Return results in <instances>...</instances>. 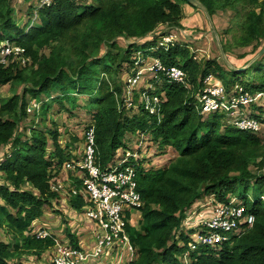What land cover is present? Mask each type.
I'll return each mask as SVG.
<instances>
[{
	"label": "trees",
	"instance_id": "obj_1",
	"mask_svg": "<svg viewBox=\"0 0 264 264\" xmlns=\"http://www.w3.org/2000/svg\"><path fill=\"white\" fill-rule=\"evenodd\" d=\"M88 1L82 0L83 5L79 0H53L45 7L34 3L28 15L36 13L37 21L20 24L13 0H0V44L7 40L21 48L6 61L0 58V89L10 84L13 94L0 103V229L8 237L7 241L0 238V264L52 261L55 239L36 234L38 226L50 231L53 217L61 211L54 200L60 204L63 200L52 185L58 176H66L68 162L74 164V172L85 174L74 163L72 145L62 144L57 123L49 119L54 102L59 113L76 109L91 113L86 129L95 125L96 158L102 170L128 150L139 153L136 182L143 204L141 218L127 226L135 250L130 264H187L183 256L189 264H264V119L262 130L253 133L230 125L223 114H203L197 107L209 75L215 79L213 84L226 85L230 91L240 83L252 94L264 93V53L254 60L264 48V0H199L203 7L188 0ZM192 9L202 12L207 21L214 22L222 11L229 12L233 22L236 19L243 33L233 44L221 42L226 54L229 48H248L235 55V61L244 64L230 68L220 46L222 63L177 40L174 45L160 46L158 30L166 25L182 26ZM140 52L161 59L167 67L179 66L188 75L184 85L164 84L158 94L161 120L138 100L143 79L152 73H144L133 90L138 94L136 107L125 104ZM153 60L146 59L143 65ZM247 65L246 71L252 74L248 81L229 76L230 70L236 73ZM32 101L41 105L44 127L29 128L27 135L23 125ZM137 107L140 114L126 115V108ZM253 115L258 113L249 117ZM144 133L145 146L141 147ZM150 157L156 165L148 168ZM82 178H76L77 189L83 187ZM72 194V209L80 213L88 208L84 194ZM209 198L214 207L237 198L255 215V221L231 242L193 249L197 234L185 219ZM210 215L201 210L195 219ZM194 225L206 230L201 224ZM67 235L73 246L85 249L71 229Z\"/></svg>",
	"mask_w": 264,
	"mask_h": 264
},
{
	"label": "built area",
	"instance_id": "obj_2",
	"mask_svg": "<svg viewBox=\"0 0 264 264\" xmlns=\"http://www.w3.org/2000/svg\"><path fill=\"white\" fill-rule=\"evenodd\" d=\"M79 1H81V4L86 5V2ZM88 2L90 3L91 1ZM52 3L53 0H39L37 5L45 7ZM177 38L173 36L167 39L164 36L160 46L174 45L177 43ZM10 45H12L10 41L0 44V58L2 61H6L13 52L19 53L21 51L20 47L14 46L15 49H12ZM140 54L149 59L148 54L143 52H140ZM145 62L144 58L137 60L139 68L136 74L129 79L128 93H131L133 87L135 88L142 81L144 73L147 72L153 75H162L167 80V83L183 85L186 83L188 75L179 66L167 67L159 58H154L148 65H143ZM213 80L215 79L212 75L207 76L205 81L207 86L203 87L201 94L198 95L197 101L200 103H198L197 107L203 114L215 113L222 109H238L242 105L247 106L264 96L263 92H259L253 94V96L243 95L236 100L235 98L242 92V89L237 87V89L230 91L231 93L227 95L228 98L234 99V105L229 104L228 106L226 101H223L226 98L222 88L223 85L213 84ZM146 83L147 80H144V84ZM130 88L131 90H129ZM152 90L153 87L148 88L143 94L142 100L150 114L158 116L161 120L160 96ZM232 93L236 94V96H231ZM249 120H252L249 126L241 123L240 128L249 129L255 131V133L262 130L260 121ZM144 139L145 133L140 136L139 146H145ZM96 147L95 125L89 124L82 149L83 159H80L81 162L78 160L74 163L81 166L85 174L87 173V175L83 173L82 176L84 178V189L88 194H84V196L89 203L86 217L94 221L97 227L94 235V246L89 250L79 249L73 246L72 241L65 239V236L62 239V237L60 238L57 235L55 237L52 231L39 230L41 232L37 233L38 236L53 237L56 241L52 251L51 264H85L89 260L99 261L105 255H114L115 253L119 256V262L130 263L134 259L135 250L127 233V226L128 224L133 225L134 221H138L142 215L139 209L143 204L142 195L136 182L138 163L135 162L139 153L128 150L113 166L107 170H102L96 158ZM261 199L264 200V196ZM238 200L235 198L229 204L218 205L220 209L214 216L198 218L200 219L199 222L198 219H195V223L203 225L206 230L203 232V229H195L197 237L196 242L191 245L193 249L218 245L224 241L231 242L237 235L245 233L253 225L255 215L247 212L246 208ZM196 214L197 212L194 213L193 211L192 215L189 214V216L196 217ZM188 219L189 217L185 220ZM185 223L189 226L193 225L192 222L188 223L185 221Z\"/></svg>",
	"mask_w": 264,
	"mask_h": 264
},
{
	"label": "rangeland",
	"instance_id": "obj_3",
	"mask_svg": "<svg viewBox=\"0 0 264 264\" xmlns=\"http://www.w3.org/2000/svg\"><path fill=\"white\" fill-rule=\"evenodd\" d=\"M29 1L30 2H28L26 0H21V1L20 0H13L14 7L16 10L15 18L20 24H23V22L28 23L31 20L36 21V14L33 13V16L31 17L30 15H28V10L32 4H34V3L38 4L39 0H29ZM90 1L94 2L96 0H90ZM185 7H187V4H185ZM188 14H190L189 17H188ZM188 14H187L186 18L184 17L182 26H181V24L180 25H169V26L166 25L162 29L158 30V32L156 33V37L159 40H160V38H163L164 36L167 37V39L169 37L172 38L173 36H175L176 38L178 37L177 41L179 43H183V44L187 43V45H189V48L192 51H193V49L199 50L197 52L203 53L204 55H206L208 57H212V58L216 57L218 59V61H220L222 63V59L219 55V50H218L220 43H222L221 40H224L226 43L228 42L230 45L231 43L233 44L235 42V39H237L243 33L241 28L239 26H237V24L235 23L236 19H234V22H233L232 16L229 12H225V11L219 12L213 18L215 20L214 22L216 24V27L214 24V28H217V30H216V29L212 28L211 23L209 21V18H208V21H209V23H208L205 15L202 12L192 9L188 12ZM191 18H194V21L196 19H198L196 24H194V21H192ZM227 29H229V33H226ZM5 42H7V40L4 41V43ZM11 44H12V45H10L11 48L15 49V47H14L15 43L11 42ZM247 49L248 48H243V49L239 48V49L233 50V49L229 48V53H227L226 55H231L232 57H234V61H235V60H237L235 58V55H237L238 53L244 52ZM137 56H138V59L144 58V60H146V57L141 55V54H137ZM148 58L154 59L152 56H148ZM234 61L228 62V65L230 66V68L238 67V66H241L242 64H244V61H235V62ZM247 66H245V67H247ZM232 71L233 70H230V72L228 73L230 77H236V78H239L241 80H246V81H248L249 78L252 77V74H249V71H246L245 68L243 70H238L236 73H233ZM132 77L133 76H131L130 78H132ZM146 79H147V83L144 84L143 88H141L140 90L137 91V93H139V99L138 100H142L143 94L150 87H153L152 91L155 92L156 94L161 93V90H162L164 84L167 82V80L162 75H151V78L145 77L144 80H146ZM242 86L240 85V83H238L232 89V91L237 89V87H240L242 89V92H240L238 97L235 98L236 100L239 99L243 95L245 96L246 94L253 96L252 93L247 91L244 87L242 88ZM222 88L224 91V95L226 97L223 101H226L228 106H229V104L233 106L234 105V99L233 98L230 99L227 97V95H229L231 93L230 89L226 85H223ZM133 89H134V87H133ZM133 89H132L131 93L127 94V97L125 99V104H126L127 108H130L133 106L136 107L135 95H138V94H135ZM129 90H131V88ZM22 92H23V89H22V87H20L19 93H22ZM12 95L13 94H12L11 85L9 84L7 86H4L3 88L0 89V103H1L2 98L10 97ZM231 96H236V94L232 93ZM75 97H79V96L75 95ZM80 100L83 101L81 98H80ZM36 102L37 101H32L30 103L31 104L30 109H29V110H31L30 116L27 118L26 122L23 125V127L26 128V129H24V131H26L27 135H30V133H31V132H29L30 131L29 128L42 129V127H44L42 125V122L44 121V117L40 116V115H43L42 112H40V106L41 105L39 103H36ZM198 103H200V102L198 101ZM127 108H126V115H130L131 117L133 115H137L138 113L140 114L142 112L139 107H137L138 109L133 108L132 110L127 109ZM35 111H38L39 114L35 113ZM253 112L258 113V116L263 117V115H264V96L261 99H259L258 101L252 102V103L248 104L247 106L242 105L238 109H232V110L222 109V110L217 111L215 113L223 114L224 116H226L225 121H227V123H229L230 125H233L237 128H240L241 123L245 126H249L250 121H252L249 119L256 120V122L260 121V123L262 122V120H261L262 118L259 119L258 116L255 117L253 115L254 118L249 117V114H252ZM87 113L88 112L86 111V109H76L73 111V113L66 112V111H62L59 113L58 106H57L56 102H54V104L52 105V107L49 111V114H48L50 116L49 119L51 121H55L57 123L58 130L62 134L60 137V141L62 142V144L65 145L67 143V144H70V146L72 145V147L70 148V151H71L72 157H74V160H77V161L80 159L81 160L83 159L82 149H83L84 143H85V134L87 131L86 127L88 124V120L91 118V113H89V114H87ZM34 115H37V116L35 117ZM33 120H35V122H33ZM245 130H247V129H245ZM247 131L255 133V131H252L249 129ZM263 131H264V129H263ZM76 137H78V141H74V139ZM127 137L130 138L131 134L128 135ZM51 141H52V139H51ZM152 159L153 158L150 157L149 159L146 160V161H148L146 164V167L150 168L152 166V164L155 163ZM81 160H80V162H81ZM72 165L73 164L68 162V166L65 169V171H67L66 176H64L63 178L61 177V175L58 176L57 177L58 180L52 185V191L59 192L61 199L64 201V203L61 202V204H60V203H58L57 199L54 200L55 208H56V206H59L61 208L60 213L62 212V214H61L62 216L60 215V213H58L57 215L54 214L55 216L53 217L54 218L53 222H54V224H57V225L53 224V226H55L56 229L61 228V230H64L66 232H68L69 229H71V231H73L74 234H75V231L78 234V233H81V231L89 230L88 226H92V228H93L95 222L92 220H89V218L86 217L87 208L84 209V211L80 212V213H78L74 209H72L73 207L71 204V200H72L73 196H71V195H73L72 194L73 192L75 194L88 195L86 193V190L84 189V184H83V187H81L80 189H77L76 178H78L80 180L81 176H80V174L73 171ZM155 165L156 164H154V166ZM70 170H72L73 173L68 174ZM1 173H3V172H0V180L1 179L3 180V176ZM53 174H56V169H54ZM212 202H213V198H209L207 201L203 202L201 204V206L196 208L194 210V213L197 212L196 215H198L201 213V210H205V211H210L211 215L214 216L220 208L218 206L214 207L215 205H213ZM55 208H53V209H55ZM55 211L59 212V210H55ZM49 212L52 214L55 213V212H53L52 209ZM78 214H81V215H78ZM190 215H192V214H190ZM188 217H189V219L186 220V222H188V223L192 222L194 225L195 216H189L188 215L186 217V219ZM191 218H193V220H191ZM44 219H45V217H42L37 222L42 221ZM90 221H92V222H90ZM199 221H200V219H198V222ZM192 228L194 229V231H195V229H197L196 226L192 227ZM64 231H61V232L63 233ZM40 232L41 231L38 230L37 233H40ZM59 237L61 238L63 236L59 235ZM0 238H2L3 240H6V241L8 240L6 232L2 229H0ZM69 238L70 237L65 235V239L69 240ZM52 251H53V248L51 249V252H50L51 256H52ZM182 259L187 264H189V261L185 256H183ZM51 262L52 261H50V262L45 261V262H43V264H51Z\"/></svg>",
	"mask_w": 264,
	"mask_h": 264
},
{
	"label": "crops",
	"instance_id": "obj_4",
	"mask_svg": "<svg viewBox=\"0 0 264 264\" xmlns=\"http://www.w3.org/2000/svg\"><path fill=\"white\" fill-rule=\"evenodd\" d=\"M63 203H64V201H63ZM35 225H38V223H36ZM54 225H57V224H54ZM88 227H89V230L81 231V233H78V234L75 231V234H74L79 239L78 241L81 244L83 243L84 248L87 250L92 249L94 246V235H95V231L97 229L95 224H94L93 228H92V226H88ZM37 228H38V230H41V229L48 230L42 226H38ZM60 230H61V228L56 229L55 226H53L50 231H52L57 236H59V235H61L63 237L65 235L68 236L66 231L61 230V231H64L62 233ZM63 237H62V239H63ZM69 240H70V242L72 241L71 238H69ZM118 258H119V256L117 253H115L114 255L113 254H107L104 257H102L99 261L89 260L85 264H130V263H127L125 261L119 262Z\"/></svg>",
	"mask_w": 264,
	"mask_h": 264
},
{
	"label": "water",
	"instance_id": "obj_5",
	"mask_svg": "<svg viewBox=\"0 0 264 264\" xmlns=\"http://www.w3.org/2000/svg\"><path fill=\"white\" fill-rule=\"evenodd\" d=\"M188 1H189L190 3H192V4H194V5H197V6L203 7V4H202L199 0H188ZM210 23H211V26L213 27V29H215L212 20H210ZM220 50H221L222 56H223V58L225 59V61L229 62V60H228V58H227V56H226V53H225V51H224V48H223V46H222V43H220ZM263 53H264V48H263L262 51H261V52L255 57L254 60H256L258 57H260ZM254 60H253V61H254ZM247 67H248V66H247ZM247 67H244V68L246 69ZM244 68H243V69H244ZM243 69H240V70H243Z\"/></svg>",
	"mask_w": 264,
	"mask_h": 264
},
{
	"label": "clouds",
	"instance_id": "obj_6",
	"mask_svg": "<svg viewBox=\"0 0 264 264\" xmlns=\"http://www.w3.org/2000/svg\"><path fill=\"white\" fill-rule=\"evenodd\" d=\"M192 227L190 226V229H191ZM192 230H194L193 228H192ZM195 232H196V230H195ZM202 247H204V246H202Z\"/></svg>",
	"mask_w": 264,
	"mask_h": 264
},
{
	"label": "bare ground",
	"instance_id": "obj_7",
	"mask_svg": "<svg viewBox=\"0 0 264 264\" xmlns=\"http://www.w3.org/2000/svg\"><path fill=\"white\" fill-rule=\"evenodd\" d=\"M97 150V149H96ZM86 175V174H85ZM83 179V178H82ZM82 182H84V181H82ZM87 208V207H86Z\"/></svg>",
	"mask_w": 264,
	"mask_h": 264
}]
</instances>
